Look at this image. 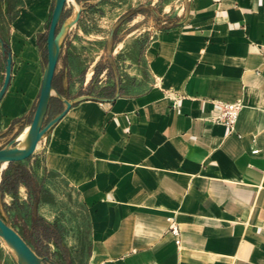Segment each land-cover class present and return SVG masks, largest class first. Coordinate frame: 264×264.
<instances>
[{"label": "crops", "instance_id": "0c3cea01", "mask_svg": "<svg viewBox=\"0 0 264 264\" xmlns=\"http://www.w3.org/2000/svg\"><path fill=\"white\" fill-rule=\"evenodd\" d=\"M176 1L180 13L151 32L129 66H99L103 79L86 78L76 96L75 56L86 54L76 47L80 26L105 2L66 3L61 24L81 13L61 40L46 120L63 99L71 107L28 160L0 166V218L25 242L13 222H27L22 231L45 251L26 243L44 264H75L79 251L81 264H264V0ZM53 5L0 0V38L11 55L0 149L23 140L31 123ZM105 52L109 62L123 54ZM223 103L241 105L231 130L214 121ZM15 168L24 174L1 189ZM60 193L70 212L74 200L82 209L85 242L78 224L76 233L67 227ZM0 264H17L2 239Z\"/></svg>", "mask_w": 264, "mask_h": 264}, {"label": "rangeland", "instance_id": "374dc122", "mask_svg": "<svg viewBox=\"0 0 264 264\" xmlns=\"http://www.w3.org/2000/svg\"><path fill=\"white\" fill-rule=\"evenodd\" d=\"M105 3L100 4L99 8H93L85 14V20L81 24L82 35L77 41L76 47L79 51L84 47L85 55L75 56V65L77 66L76 83L71 93L74 96L82 93L83 82L86 78L94 79V81L102 80L103 77L97 76L96 69L104 64L116 65L123 68V60L130 65V60L138 56L139 51L149 40V35L153 30L168 25L166 17L175 18L180 13V3L176 0H103ZM87 22V23H86ZM149 29V30H147ZM83 41V45L81 44ZM122 47L123 54H116L115 60L111 57L110 62L106 59L105 49H113ZM131 50V51H130ZM101 56L93 66L92 63L97 59L98 54ZM125 56V58H123ZM131 58V59H127ZM129 63V64H128ZM4 60L0 56V71L3 72ZM96 89V88H95ZM92 90V89H91ZM94 90V89H93ZM23 140L16 142V146L21 147ZM61 187H59L60 189ZM61 198L58 202V208L64 211L67 216V227L76 230L79 225L78 236L85 242L86 226L82 209L74 200L73 212L66 209L67 198L64 193H60ZM58 221L61 216L58 215ZM26 221L19 218L18 222H13V226L25 238L26 242L37 252L44 253L40 240L34 233L28 235L22 231V226ZM41 229V225L39 226ZM39 232V231H38ZM50 232V231H49ZM76 233V231H75ZM50 235L60 237L61 232L52 231ZM48 234V235H49ZM41 235H45L41 232ZM83 242V243H84ZM81 251L75 258V264H81ZM59 264H67L66 258L61 257Z\"/></svg>", "mask_w": 264, "mask_h": 264}, {"label": "water", "instance_id": "95a60500", "mask_svg": "<svg viewBox=\"0 0 264 264\" xmlns=\"http://www.w3.org/2000/svg\"><path fill=\"white\" fill-rule=\"evenodd\" d=\"M68 0H54L50 20L46 33V65L43 70L41 87L33 111L31 123L28 126L23 139L24 145L17 147L15 140L0 149V166L3 164L19 163L28 160L34 153L38 142L44 134L55 125L70 109L71 103L62 100L64 108L60 113L50 120H46L51 105V94L53 92V77L60 55V44L66 30L75 25L81 13V9L75 13L74 18L67 24H61V18ZM0 56L4 60V72L0 86V100L3 97L11 77V55L0 38ZM57 94V93H56ZM60 97L59 94H57ZM0 239L13 252L17 264H44L45 258L39 257L21 238V236L0 218Z\"/></svg>", "mask_w": 264, "mask_h": 264}, {"label": "built area", "instance_id": "2783aa9c", "mask_svg": "<svg viewBox=\"0 0 264 264\" xmlns=\"http://www.w3.org/2000/svg\"><path fill=\"white\" fill-rule=\"evenodd\" d=\"M241 105L239 103H223L221 105V111L214 119L215 123L223 125L227 129L231 130L237 121ZM257 149H253L251 153H257ZM168 232L173 237L175 243L179 244V230L172 218L168 219Z\"/></svg>", "mask_w": 264, "mask_h": 264}, {"label": "trees", "instance_id": "16d2710c", "mask_svg": "<svg viewBox=\"0 0 264 264\" xmlns=\"http://www.w3.org/2000/svg\"><path fill=\"white\" fill-rule=\"evenodd\" d=\"M23 171L20 169V168H15V171H14V175L15 178H10L8 180L5 181V185H4V181L1 183V189L5 188L6 191H11V189L14 188V185H15V182L17 181L18 177H22L23 175ZM43 233L45 234L44 237H49L50 236V232L48 230H43ZM49 234V235H48Z\"/></svg>", "mask_w": 264, "mask_h": 264}, {"label": "bare ground", "instance_id": "6f19581e", "mask_svg": "<svg viewBox=\"0 0 264 264\" xmlns=\"http://www.w3.org/2000/svg\"><path fill=\"white\" fill-rule=\"evenodd\" d=\"M23 139H24V138H23ZM23 145H24V143L22 142V143H21V147H22Z\"/></svg>", "mask_w": 264, "mask_h": 264}]
</instances>
